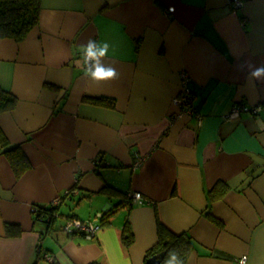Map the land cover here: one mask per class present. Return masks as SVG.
<instances>
[{
  "label": "crops",
  "instance_id": "obj_1",
  "mask_svg": "<svg viewBox=\"0 0 264 264\" xmlns=\"http://www.w3.org/2000/svg\"><path fill=\"white\" fill-rule=\"evenodd\" d=\"M241 2L41 0L23 41L0 38V89L16 97L0 114V151L21 146L29 166L16 178L0 152V264H147L162 253L150 252L158 223L191 241L184 264H264V83L239 68L264 64V0ZM89 39L110 44L118 79L84 75ZM183 87L191 115L172 102ZM244 106L256 114L228 118ZM56 199L63 218L100 229L68 237L59 221L47 233L33 208Z\"/></svg>",
  "mask_w": 264,
  "mask_h": 264
},
{
  "label": "trees",
  "instance_id": "obj_2",
  "mask_svg": "<svg viewBox=\"0 0 264 264\" xmlns=\"http://www.w3.org/2000/svg\"><path fill=\"white\" fill-rule=\"evenodd\" d=\"M40 5L41 0H0V38H13L18 42L23 41L26 35L38 25L37 23L39 21ZM183 88L186 89L185 87ZM83 100L85 102L87 101L98 106L102 105L110 109L115 106L113 99L103 96H86L83 98ZM15 103L16 97L0 89V114L2 112L11 111L14 108ZM5 146L6 144H4V148L0 152L3 156H5V158L8 159L10 166L14 171L15 177L18 178L29 168L27 159L21 149V146L17 144L7 147ZM73 190L74 189L68 191L69 193H67L66 196H69ZM103 190L108 195L113 192L121 193L119 189H114L112 186L107 184L103 186L102 192ZM223 192L224 189L217 185L210 191L209 196L218 197ZM129 197H131V194L128 192L125 193L126 201L133 203ZM60 202L61 200L58 199L56 203H51L48 206L35 205L33 208L34 222L42 225L47 233H52L56 231V228L58 227L57 222L63 221V225L59 226L58 228L65 231L68 237H86V234L81 230H66V224L68 221H70L69 219H73L74 217L68 216L67 218H63L64 216L59 214L58 209L61 205ZM103 214L104 215H102L100 218L101 226L107 223L109 217L112 215V210L107 213L104 212ZM80 222L83 221L80 220ZM157 236L158 242L154 246V249L150 251L151 253H154V251H164L167 252L166 254H168L171 251H175L178 255L177 260H183L185 262L192 249L191 241L188 239V237L183 234L176 236L162 225H159V223ZM123 238L126 246H129V244H131L133 241V237L131 236L130 232L126 236L124 235Z\"/></svg>",
  "mask_w": 264,
  "mask_h": 264
},
{
  "label": "clouds",
  "instance_id": "obj_3",
  "mask_svg": "<svg viewBox=\"0 0 264 264\" xmlns=\"http://www.w3.org/2000/svg\"><path fill=\"white\" fill-rule=\"evenodd\" d=\"M110 44L107 41L89 39L86 44L80 46L82 55L81 68L84 75L94 82L116 80L119 77L117 69L111 64H105L104 60L109 54ZM241 71L247 70V82L255 86L264 83V64L259 66L251 62L239 65ZM162 264H184L183 260H177L175 251L168 253Z\"/></svg>",
  "mask_w": 264,
  "mask_h": 264
},
{
  "label": "built area",
  "instance_id": "obj_4",
  "mask_svg": "<svg viewBox=\"0 0 264 264\" xmlns=\"http://www.w3.org/2000/svg\"><path fill=\"white\" fill-rule=\"evenodd\" d=\"M229 2H231V4L233 5L234 8H239V6H241V0H229ZM172 102L179 107L180 111L179 114L184 115V113L186 114H193V107H192V101H191V95L189 93V91L187 89L183 88V92L181 93V95L179 97H174V99L172 100ZM244 113V112H251L253 114H256L257 110L255 109H249L248 107H241V108H234L232 110V113L230 116H228V118L232 117V114H236V113ZM141 161L140 156L137 155L136 160L134 162V167L138 166L139 162ZM131 198L133 201H135L136 203L140 204L143 203L144 200L141 197V194L136 193V194H131ZM58 201V199H56L53 203H56ZM70 221H68V223L66 224V230H81L86 234V239H90L93 237V235L100 229V227L98 225L95 224H91V223H85V222H79L78 220H74V219H69ZM237 264H247V259L246 257H242L238 260Z\"/></svg>",
  "mask_w": 264,
  "mask_h": 264
},
{
  "label": "water",
  "instance_id": "obj_5",
  "mask_svg": "<svg viewBox=\"0 0 264 264\" xmlns=\"http://www.w3.org/2000/svg\"><path fill=\"white\" fill-rule=\"evenodd\" d=\"M165 255H166V252L154 254V256L146 260L147 264H161L162 259L165 257Z\"/></svg>",
  "mask_w": 264,
  "mask_h": 264
},
{
  "label": "rangeland",
  "instance_id": "obj_6",
  "mask_svg": "<svg viewBox=\"0 0 264 264\" xmlns=\"http://www.w3.org/2000/svg\"><path fill=\"white\" fill-rule=\"evenodd\" d=\"M174 99V98H173Z\"/></svg>",
  "mask_w": 264,
  "mask_h": 264
}]
</instances>
